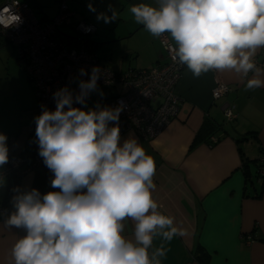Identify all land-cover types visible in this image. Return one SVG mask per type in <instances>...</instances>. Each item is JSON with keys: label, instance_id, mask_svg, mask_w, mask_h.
<instances>
[{"label": "clouds", "instance_id": "obj_1", "mask_svg": "<svg viewBox=\"0 0 264 264\" xmlns=\"http://www.w3.org/2000/svg\"><path fill=\"white\" fill-rule=\"evenodd\" d=\"M18 4L0 10V28L22 22L12 10ZM88 8L96 11L91 3ZM129 11L153 37L171 38L173 62L194 77L230 72L244 80L245 91L264 87V67L255 59L264 48V0H156ZM96 16L104 23L119 18L111 4ZM102 75L99 66L90 75L81 68L78 90L56 89L55 108L42 106L34 117L52 190L15 186L11 211L0 210L3 227L23 232L11 246L12 264H163L170 249L163 243L154 248V239L171 242L186 234L153 197L154 158L134 136L121 142L123 102L87 107L92 93L104 95ZM7 139L0 132V168L9 162Z\"/></svg>", "mask_w": 264, "mask_h": 264}, {"label": "crops", "instance_id": "obj_2", "mask_svg": "<svg viewBox=\"0 0 264 264\" xmlns=\"http://www.w3.org/2000/svg\"><path fill=\"white\" fill-rule=\"evenodd\" d=\"M141 2L155 4L156 0H117L115 9L119 18L112 22L114 32L107 36L108 41L103 40L106 43L117 40L119 44L111 48L116 58L112 64L105 62L108 66L143 68L166 60L159 39L137 24L129 11L131 5ZM30 6L38 9L41 15L35 16L44 21L53 16L57 4L49 13L44 12L37 1ZM96 6L95 13L107 11L106 5ZM71 10L75 15L76 8ZM88 10V5L83 4L79 10L82 18L87 19ZM98 25L105 27L104 22ZM60 30L64 33L62 27ZM129 36L136 37L124 43L122 40ZM0 49L7 53L8 60L11 59L16 68L20 87L24 85L31 93L24 62L17 56L12 57V45L6 44L1 34ZM106 59H113L112 55L105 54ZM255 59L258 66L264 67V48L258 50ZM216 80L226 83L229 90L213 98L211 88ZM173 91L181 98L178 111L155 135L143 139L133 129L120 134L121 142L130 136L137 138L146 153L154 158L156 187L153 197L160 205L159 211L174 217L177 226L186 233L171 242L156 238L153 247L163 243L170 249L163 264H202L195 259L200 249L208 254L206 264H264V178L252 175L251 182L245 181L241 168L242 157L258 159L264 156V87L245 91L244 80L230 72L210 71L197 78L184 65ZM19 96L13 122L0 123L3 126L0 132L8 138L9 155L24 154L29 136L35 132V122L31 121L35 97L32 96V102L28 103L21 93ZM225 102L234 112L229 120L222 114ZM202 125L204 129H200L194 141ZM211 137L216 139L211 141ZM248 166L253 172L258 162H250ZM28 172L31 175L20 181L22 189L34 187V173ZM3 180L0 198L10 181L6 177ZM35 188L41 193L52 190L44 185ZM18 234L22 235V230H9L0 224V264H12L10 249ZM125 234L131 237V226L126 228Z\"/></svg>", "mask_w": 264, "mask_h": 264}, {"label": "built area", "instance_id": "obj_3", "mask_svg": "<svg viewBox=\"0 0 264 264\" xmlns=\"http://www.w3.org/2000/svg\"><path fill=\"white\" fill-rule=\"evenodd\" d=\"M15 0H0V10L6 5H14ZM13 12L21 17L18 26L8 29L0 28V34L9 42L18 57H24V70L33 86L38 98L39 113L43 107L55 108L52 98L53 92L69 86L78 90L76 81L80 79L79 70L84 68L91 72L93 66H99L103 75L98 81L102 84L120 83L123 87L112 98L107 100L106 106H116L123 102V110L119 117L120 134L133 129L143 139L155 135L161 127L174 116L179 108L181 98L173 91L177 79L180 77L184 65L173 62L167 37L158 38L164 47L166 60L149 67L112 69L100 63L95 54L84 47L83 40L79 43H65L58 39L60 25L71 22L73 11L68 8L66 0H58L57 8L52 17L40 21L36 18L32 8L25 0H19ZM73 28L79 35L85 36L95 30V25L83 18L73 23ZM88 79V76L82 77ZM229 90L226 83L216 80L211 88V96L217 98ZM223 117L232 119L234 112L228 102L222 105ZM231 113V115H229ZM216 138L211 137V141ZM33 156L29 166L41 164L44 166L45 179L50 184L52 173L43 164L38 155L35 143V132L31 139ZM258 174L264 172V156L258 158ZM21 158L9 156V162L0 168V176H5L19 166ZM11 208L0 206V210L11 211Z\"/></svg>", "mask_w": 264, "mask_h": 264}, {"label": "rangeland", "instance_id": "obj_4", "mask_svg": "<svg viewBox=\"0 0 264 264\" xmlns=\"http://www.w3.org/2000/svg\"><path fill=\"white\" fill-rule=\"evenodd\" d=\"M27 1L29 2L30 5H33L34 1H37L41 9L44 12L49 13L55 7L58 0H27ZM66 1H67L68 6L70 5L71 8H76V14L74 15L75 18H81V16L83 15L79 12L83 4L88 5L89 3H91L94 6L95 10L97 8L96 5H99V4L106 5V6L111 4L114 8L115 6H117V0H66ZM37 10L38 9L33 8L34 14L36 16L41 15V13H39V11L37 12ZM88 12L90 14L88 15L87 19L93 21V23L96 25V30L94 33L92 32L88 35H85L84 37L95 40L98 45L94 49L95 52H97V55L100 57V59L104 63L106 62L107 64H112V61H114V59L116 58V54L111 52L112 51L111 48L119 44H116L117 40H113L112 42H107V43L106 41H103V40L106 39L108 41L109 38L107 36H110L114 32V27H112V23H105V27L98 25V23L103 22V20H97V16L95 12L89 11V10ZM87 19L85 20L87 21ZM62 29L64 30V33L79 36V34L76 33V31L70 25H62ZM135 37L136 36H129V37L124 38L122 41H124V43L125 41L131 42L132 39H134ZM5 43L10 45V43H8L6 40H5ZM105 54L106 56L107 54L109 55L111 54L113 59L104 60ZM11 55L13 58H15L16 53L14 51V48L12 49ZM22 73L25 77L23 70H22ZM27 85L31 89V93L28 91L26 87H24V85H23V88L20 87L19 81L16 78V68L12 65L11 59L8 60L7 53H5L2 49H0V105H1L0 106V120H1L0 123H5L6 125H8L9 123L13 122V119L16 116V110H17L14 106L17 105L18 100L21 99V96L17 97L18 94L21 93L23 95V99L26 102L28 103L32 102V96L33 97L35 96L31 88V85L30 84H27ZM98 85H99V88L103 91V94H104L103 97L108 96L110 94H115L117 90L122 88L120 83H117L115 86L113 85L110 86L108 84H102V83H98ZM99 97H101L99 94L95 92L92 93L91 96L87 100V107H92V100L99 98ZM38 114L39 113L35 107L31 115L32 122H35L34 117ZM0 127H3L2 124L0 125ZM30 173L31 172L23 174L20 177V181L21 179L22 180L24 179L23 177H28L29 175H31Z\"/></svg>", "mask_w": 264, "mask_h": 264}, {"label": "trees", "instance_id": "obj_5", "mask_svg": "<svg viewBox=\"0 0 264 264\" xmlns=\"http://www.w3.org/2000/svg\"><path fill=\"white\" fill-rule=\"evenodd\" d=\"M67 6H68V4H67ZM56 8H57V6H56ZM68 8H69V6H68ZM77 19H80V18H75L74 13H73V15L71 17V22L68 23V24H63V25H70L73 28V23ZM61 27H62V25H60V28ZM60 28L58 29V33H57L58 39H60L61 41L65 42V43H73V44H75V43H79L80 42L79 38H81V41L83 40L84 47L87 48V50L93 52L95 54V56L97 57V60L100 63H103V61L100 59V57L94 51V49L98 46L97 42L95 40L90 39V38H86V37L81 36V35L75 36V35L63 33V32H61ZM76 33H78V32L76 31ZM18 58L21 59L23 62L25 61L24 57H23V59H22V57H18ZM103 64H105V63H103ZM105 65H107V64H105ZM109 67H111V66H109ZM111 68L112 69H117V68H113V67H111ZM26 77H27V79L29 81V78H28L27 75H26ZM29 83H30V81H29ZM116 84L117 83L113 82V83H110L108 85L115 86ZM30 85H31V88H32L33 93H34L33 86H32L31 83H30ZM122 88L117 90L116 93L119 92V91H122ZM116 93L115 94H110L108 96H104V97H99V98L93 99L92 100V107H94L97 103H99L101 106H106L107 100H109L114 95H116ZM34 96H35V101H36V109H37V111L39 113L38 98L36 97L35 93H34ZM200 129H204V125H202L197 130V133L195 134L194 141H196L198 139V134H199ZM33 136H34V133L29 136L28 141H27V150L24 152V154H22V155L10 154L9 155V156L20 157L21 158V162L19 163L18 167L13 169L12 172H10L9 174L3 176V177H6V178L10 179V181H8L6 183V185H5L3 194H2V196L0 198V206L2 205L4 207H6V208H11L12 207V205L10 203V200H11V197L13 195V188L15 186H20V177L23 174L27 173L28 171H33V173H34V177H35V181H33L34 187L39 186V185H44L46 188H50L51 187L50 184L45 179V171H44L45 168H44V166H42L41 164H36L34 166H29L30 165L29 162L31 161L32 156H33V149H32V144H31V139H32ZM250 162H254V163L258 162V166H259L258 159H248L247 157H242V159H241V168H242V173H243L245 181L251 182L253 180L251 178L252 175H254L258 179L264 178V172L259 175L258 172H257V169H255L253 172H251L249 170V166L248 165H249ZM257 196H259V195H257ZM0 218H2V217H0ZM207 257H208V254L205 251H203L202 249H200L197 252V254L195 255V259L200 261L202 264H206V258Z\"/></svg>", "mask_w": 264, "mask_h": 264}]
</instances>
